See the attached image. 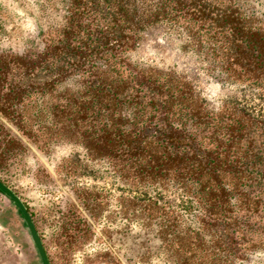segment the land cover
Segmentation results:
<instances>
[{
  "label": "trees",
  "instance_id": "1",
  "mask_svg": "<svg viewBox=\"0 0 264 264\" xmlns=\"http://www.w3.org/2000/svg\"><path fill=\"white\" fill-rule=\"evenodd\" d=\"M65 13L35 54H0V169L69 144L67 173L106 165L163 262L264 264V0H68ZM155 28L229 91L215 107L188 73L134 59Z\"/></svg>",
  "mask_w": 264,
  "mask_h": 264
},
{
  "label": "rangeland",
  "instance_id": "2",
  "mask_svg": "<svg viewBox=\"0 0 264 264\" xmlns=\"http://www.w3.org/2000/svg\"><path fill=\"white\" fill-rule=\"evenodd\" d=\"M67 1L0 0V54L38 52L43 37L63 22ZM183 42L172 30L152 29L134 59L188 73L204 99L215 107L229 91L204 76L198 57L185 50ZM77 151L61 143L51 154L34 150L0 169V179L28 208L50 264H167L157 257L153 243L136 238L134 217L120 208L125 193L106 165L89 161L85 169L67 173L68 162L63 158ZM82 188L92 190L86 202L95 206L81 205L86 199L79 191ZM0 264H41L23 218L1 192Z\"/></svg>",
  "mask_w": 264,
  "mask_h": 264
},
{
  "label": "water",
  "instance_id": "3",
  "mask_svg": "<svg viewBox=\"0 0 264 264\" xmlns=\"http://www.w3.org/2000/svg\"><path fill=\"white\" fill-rule=\"evenodd\" d=\"M0 191L14 204L23 218L41 264H50L39 233L37 232L33 219L24 203L21 201L19 196L2 181H0Z\"/></svg>",
  "mask_w": 264,
  "mask_h": 264
}]
</instances>
